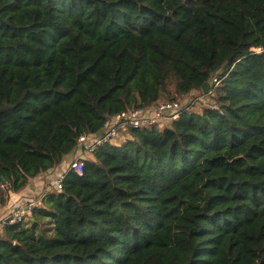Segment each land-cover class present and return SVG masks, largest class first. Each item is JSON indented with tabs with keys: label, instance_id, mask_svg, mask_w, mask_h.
I'll list each match as a JSON object with an SVG mask.
<instances>
[{
	"label": "trees",
	"instance_id": "16d2710c",
	"mask_svg": "<svg viewBox=\"0 0 264 264\" xmlns=\"http://www.w3.org/2000/svg\"><path fill=\"white\" fill-rule=\"evenodd\" d=\"M171 84L215 100L102 145L0 229V264H264V0H0V181Z\"/></svg>",
	"mask_w": 264,
	"mask_h": 264
},
{
	"label": "built area",
	"instance_id": "2783aa9c",
	"mask_svg": "<svg viewBox=\"0 0 264 264\" xmlns=\"http://www.w3.org/2000/svg\"><path fill=\"white\" fill-rule=\"evenodd\" d=\"M257 50H261V48ZM213 80L215 82L219 81L217 77ZM183 105L184 103L181 100L169 99L166 101H158L148 107L130 108L109 117L105 121L101 132L86 133L79 137L77 147L73 154L77 155L56 176L53 186L56 190L62 189L65 175L70 170L82 173L84 161L87 158L86 154L92 155L105 143H116L115 141L118 138L126 133L128 134L130 128L162 126V124H165V120L168 122L178 118ZM0 183L3 191L7 192V182L1 180ZM35 207L32 202H28L23 207L10 211L0 222V227H3L7 223L13 224L19 221H25Z\"/></svg>",
	"mask_w": 264,
	"mask_h": 264
},
{
	"label": "rangeland",
	"instance_id": "374dc122",
	"mask_svg": "<svg viewBox=\"0 0 264 264\" xmlns=\"http://www.w3.org/2000/svg\"><path fill=\"white\" fill-rule=\"evenodd\" d=\"M259 51V50H258ZM215 85H219L220 81L215 82ZM209 89H213V88H209ZM209 93V91L207 92ZM201 92L200 91H193L191 94L189 95H179L176 94L174 91V85L171 84L169 85L168 89L165 90L162 93V97L160 98L159 101H166L169 99H180L183 103H184V108H188L190 111H194V112H202L207 106H209L210 104H213L214 102V98H203L200 96ZM158 102V101H157ZM167 117V116H166ZM167 122V120H165ZM165 122V123H166ZM163 125V124H162ZM129 133L122 135L120 138H118L115 142L118 144L123 143L126 139H128L127 137H129ZM77 154L73 155V158L76 156ZM86 157H92L91 154H86ZM72 157H69L68 160H66L65 164L68 165L69 162L73 159ZM65 165V166H66ZM58 171V170H57ZM57 171L55 170V172H47L45 174V176L43 177V181L35 180V179H31V185L29 183L30 187H25L26 193H23L22 195L19 194L18 192L16 193H4V197H6L7 202L6 204L8 205L7 207H10V211L14 210V209H18L23 207L26 203L28 202H32L36 207L42 205L43 203V199L45 197V194L53 189H56L53 186V182L57 176ZM60 172V170L58 171V173ZM47 176V177H46ZM8 209V208H7ZM9 211V210H7ZM6 211V212H7ZM9 211V212H10ZM8 212V213H9ZM7 213V214H8ZM6 213L3 212V215L0 216V222L3 220V218L7 215H5ZM33 213L31 212L27 218L25 219V222L27 223L28 221H30L31 217H32ZM2 217V218H1ZM2 227H0L1 229ZM1 232V230H0Z\"/></svg>",
	"mask_w": 264,
	"mask_h": 264
},
{
	"label": "crops",
	"instance_id": "0c3cea01",
	"mask_svg": "<svg viewBox=\"0 0 264 264\" xmlns=\"http://www.w3.org/2000/svg\"><path fill=\"white\" fill-rule=\"evenodd\" d=\"M72 158H73V154H72V156H71ZM87 158H91V157H87ZM65 163L64 164H61L60 166H58V167H56V168H53V169H51V170H49V171H47V172H55V170L57 171H59L60 170V172L59 173H61L62 171H63V169L65 168ZM58 171H57V175L59 174L58 173ZM47 172H45V173H43V174H40V175H38V176H36L35 178H33V179H35V180H40V181H43V177L45 176V174L47 173ZM47 177V176H46ZM43 182H45V181H43ZM30 185H31V182H30ZM27 187V186H26ZM28 187H30L29 185H28ZM4 193H7L6 191H3ZM19 193V192H18ZM23 193H25V194H27L26 193V190H25V188L23 189V190H21L20 191V193L19 194H23ZM8 195V194H7ZM5 196V195H4ZM5 199H4V203H3V206L2 207H0V216L1 215H3V212H5L6 214L10 211V207H7L8 205L6 204V202H7V199H6V197H4ZM8 208V209H7ZM7 210H9V211H7ZM7 211V212H6ZM5 214V215H6ZM2 218V217H1Z\"/></svg>",
	"mask_w": 264,
	"mask_h": 264
},
{
	"label": "water",
	"instance_id": "95a60500",
	"mask_svg": "<svg viewBox=\"0 0 264 264\" xmlns=\"http://www.w3.org/2000/svg\"><path fill=\"white\" fill-rule=\"evenodd\" d=\"M212 86V82L211 81H208L206 82L204 85H203V89L205 91V93L208 92L209 88ZM3 182H6L4 179H1Z\"/></svg>",
	"mask_w": 264,
	"mask_h": 264
}]
</instances>
